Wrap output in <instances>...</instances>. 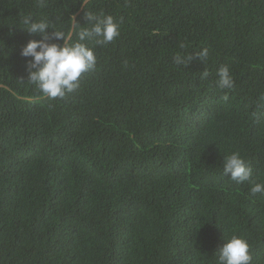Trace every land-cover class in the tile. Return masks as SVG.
Returning <instances> with one entry per match:
<instances>
[{
	"label": "trees",
	"instance_id": "1",
	"mask_svg": "<svg viewBox=\"0 0 264 264\" xmlns=\"http://www.w3.org/2000/svg\"><path fill=\"white\" fill-rule=\"evenodd\" d=\"M86 12L120 35L85 41L95 70L50 99L23 17L71 44ZM233 152L264 183V0H0V264H216L233 235L264 264V193L224 174Z\"/></svg>",
	"mask_w": 264,
	"mask_h": 264
},
{
	"label": "clouds",
	"instance_id": "2",
	"mask_svg": "<svg viewBox=\"0 0 264 264\" xmlns=\"http://www.w3.org/2000/svg\"><path fill=\"white\" fill-rule=\"evenodd\" d=\"M38 3L43 6V0H38ZM72 20L73 27H78L79 30L75 32L76 40L70 44L72 32L66 34L63 30L56 29L47 19L36 21L30 15L23 17L24 28L28 34L41 36L39 40H30L21 49L22 57L31 58L26 67L27 81L36 85L50 99H64L67 94L79 88L82 74L95 70L97 57L93 48L85 41L105 45L120 35V25L111 15L86 12L85 20L89 27L80 26L75 17ZM48 29H52L51 33ZM61 40L62 44L52 42ZM195 55L204 62L208 58L209 50L204 48ZM192 59L191 55L185 57L177 53L174 63L187 67ZM207 76V70L203 71L202 77ZM217 76L220 89L234 87V79L227 65L217 70ZM222 166L224 174H230L231 180L237 183L247 181L251 185L250 192L253 196L264 193V183L253 179L252 166L245 162L239 152L226 155ZM250 247L247 239L233 235L217 250L216 264H252Z\"/></svg>",
	"mask_w": 264,
	"mask_h": 264
}]
</instances>
